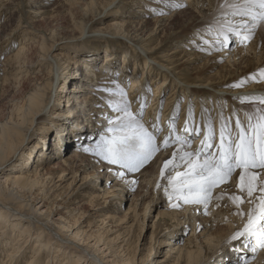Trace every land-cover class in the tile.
Wrapping results in <instances>:
<instances>
[{"label": "bare ground", "instance_id": "obj_1", "mask_svg": "<svg viewBox=\"0 0 264 264\" xmlns=\"http://www.w3.org/2000/svg\"><path fill=\"white\" fill-rule=\"evenodd\" d=\"M21 1L23 0H19V3ZM121 1L122 0H106L104 3L98 4V0H89L85 4V12L89 13V20L96 22L100 19L103 12L114 5H118ZM143 1L146 4H150L148 3L150 1ZM163 1L164 0H162V2ZM180 1L193 5L199 13L198 17L194 20L190 19L179 28L172 26L166 38L164 37L165 39L159 41L157 44H155L156 37L151 35V32L148 33L144 30L147 20H143L142 18L139 20H124L122 16H118L116 20H113L108 25L109 27L107 29L110 31H96L97 34L109 33L106 34L108 35L107 39L103 40L102 38H98L96 39L97 41L103 40L105 43L113 42L114 45L125 47L123 53H118L116 52V48L112 50L110 47L108 49L106 46L104 48V50H106L105 54H99L98 52L97 57L94 56L95 61L93 60V63L102 62L98 67L91 64L87 59H83L84 57L80 58L73 55L71 52H56L58 49H66L64 48V45L63 47L59 45L60 40H53L51 44H47L44 41L43 43L41 42L42 44L40 45L42 52L40 53H42V58L40 59L41 63L39 65L51 67L48 74L49 77L52 75V78L39 87L41 92L37 94V100L31 99L34 105H30L26 109L25 107L19 109L15 108L13 109V114L8 117V119H0V177H2L0 178V214L5 216L0 219V226L3 223V226L0 227V264H97L98 261H101L103 264H133L135 261V250L133 249V245L129 242V238L127 239V235H122L123 233L119 232L116 235V238L105 236L111 229L109 225H107V219L113 221L112 223L122 225L128 223V220L126 219L128 213H126L124 218H117V216L112 213H109L107 218H104V215L100 214L103 209L113 212L115 211V208L108 206V204H110L108 200L103 205L98 204L100 197L95 196V194H92L90 197L88 196L90 202H96L91 208L92 210L97 209L94 213H79L76 206H69L83 201V199L80 198L81 192L79 190L85 189L86 184L82 183L75 189L74 187L71 188V185L74 182L73 179L68 186L64 185L62 187L67 176L71 174V170L68 169L78 168L73 165L74 163L77 165L74 158L78 154L82 155V153H79V151L74 149L73 154L67 158H63L62 162L66 164L67 169L61 171L60 174H57L55 173L54 168L49 171L50 173L43 172L45 169L43 161L45 160L40 156H36L37 153L36 155L34 154V152H36L35 149H24V131L26 130L28 121L30 118L37 119L39 115L43 114L45 110L43 108L48 107L49 105L47 103L45 105V97L52 93L54 87L57 85V81L61 79V76L54 78L57 70L60 72L64 66H66L65 68H69L71 64H75L78 68V72L74 70L70 73L71 76H69L70 74H68V76L66 75L68 73L65 72L66 70H63L62 74L67 76L65 83L68 80L73 83L69 88V93H67V102L70 103L73 101L72 105L76 106V118H78L77 115H79V117L84 115L87 118H83L84 120L81 123H83L88 129L85 133H81L79 137L77 135L76 137L79 140L76 139V141L72 140V136H69L70 129H65V135L63 134L59 136L58 134L57 136L59 139H56V151L65 149L64 151L66 152V144L70 146L75 145L77 142H79L78 145L84 144L83 147L89 146V144L92 145L93 143L90 142L94 141L102 133L105 135H111V133L107 132L108 123L104 117H112L117 114L107 106V100L110 98L108 93L100 91V89L114 88L117 84L127 93V98L131 102V111L137 112L141 103L146 105L144 110V123L150 130L157 115L160 116L159 127L162 131L161 136L157 138L158 143L162 142L163 138L169 134V122L173 117H175L176 130L179 131L178 135L182 137L187 136L190 138L196 135L191 132L192 134L188 136L181 131L184 130L186 122L191 128L199 129L201 134L197 135L195 138V144L193 146L185 145L184 151L195 152L201 147L200 145L199 148H197L198 143L204 138V134L207 132L209 125L218 134V138L213 140V143L215 141V144L219 143V132L222 125H227L232 129L233 135H235L236 131L235 121L237 118L246 125V114H242L244 109L238 105L241 113L238 112L234 105L235 103L238 104L239 102L245 101L247 102V105L251 107H258L257 105H259V103L261 104L259 101L260 99L256 98L264 97V83L261 85L249 84L239 89H233L234 87L231 86L232 84L239 83L242 79L252 77L254 73L258 76V70L264 68V25L257 28L250 41L256 46V50L254 53L252 52V56L246 53L251 45L246 47L245 44H238L235 42V38H233L228 47L221 50V52H218L205 44L203 40H211V36L207 34L209 25H215L217 19L222 18L223 13L230 11V9L225 6L226 0ZM232 2L233 0H227V3L229 4ZM163 3H167L166 10L174 7L172 11L175 14L173 15L180 16L182 14V11L178 8V10H175L178 3ZM143 8L144 10L142 11L144 14L148 12L151 14H159L155 20L160 29L159 31L157 28L153 29L156 33H160V31L166 26V22L171 21V16L169 17L168 15H165L166 10L158 11V9H153L152 5L151 7L144 6ZM157 8L160 7L157 6ZM116 11H119V9ZM135 16L137 17V15ZM32 34H34V32L29 30L28 36H32ZM11 39L12 38H8L5 43L0 44V93L5 89V84L9 83L10 79H14L19 73H21V71H25L23 68L15 69L17 65H14V63L18 62L26 52L27 47L23 43H21L17 52L13 55L3 57L6 54L5 47ZM86 40L89 41V38ZM80 45L81 44L75 45L70 48L69 51H72V49H75ZM166 45L170 47V49L166 48V51L168 50L169 52H162L160 55L162 62H159L155 56H157L160 50L164 49ZM134 52L137 53V57L133 59L135 62V68L132 70L130 64L133 61L131 57L134 55ZM43 56L45 58H43ZM86 56L87 57L85 58H88V55ZM120 56L123 75L118 79L111 73L108 74V72L101 67L106 63L107 68H117L120 65L116 66V59ZM251 57H254V61H256L255 64L251 61ZM204 58H207V63L204 66H192L198 60L200 61ZM225 58L227 59V63L221 65V61ZM62 59L65 60V64L60 65L58 68L54 67L56 62H61ZM149 59H153L151 63H149ZM239 59H241V61L249 60L247 63L248 67L245 66L244 70H239L237 67L239 65ZM10 62L13 63L10 64ZM141 63H144L143 73L141 76L136 77L138 74L136 71L140 69ZM158 65H161V67ZM217 67H219V69L214 71L213 68ZM82 69H84V73H82ZM193 70L199 72H194ZM126 71H129L130 73ZM185 72L189 73L188 78L182 79V73L187 74ZM127 76H129L130 79L127 78ZM177 79H180L183 84L179 85ZM155 81L156 87H154V91L151 89L150 83ZM243 85H245V83ZM141 86H143L144 89L141 90ZM65 88L66 86L64 84L58 91L63 92L65 91ZM169 88H171V93L167 97L165 108L162 112V102L164 98L163 91L166 89L169 90ZM83 91L89 92L78 95V93ZM70 92L74 93L72 94ZM149 93L153 96L152 99ZM182 93H184V96ZM95 94H101L103 98L98 97ZM185 95L186 98L182 99ZM245 97H247V99H245ZM191 98H195L194 102H197V104L190 106ZM202 98H211L213 105L206 106V104L201 101ZM92 100L94 101L92 102ZM255 101H257V104ZM226 104H230L229 113H227L229 109L226 111L222 109ZM181 106L182 108H180ZM95 112L99 114L97 116L99 117L97 123H94ZM180 114L181 120L178 123L176 119L180 117ZM32 127L33 126H31V128ZM45 128L46 127L44 126L42 127L44 131ZM80 129L81 128H77L74 132L76 133L80 131ZM84 136L87 137L85 138L86 141H82ZM45 137L46 136H44V140ZM41 144L42 143L37 144L36 147H42ZM56 144L59 147L56 146ZM64 145L65 147L62 148ZM178 147V145L172 144L167 149L161 148L160 152L156 153V159L161 158L164 162L165 160L172 158V153L176 151ZM215 151L216 149L213 148V152ZM43 152L39 155L48 157V155ZM17 153L21 154V163L18 164L21 165V168L17 170V172H11L7 177L2 176L1 171L3 170V165L9 163ZM87 155L89 158V164H95L93 162L97 161L96 170H100L102 166L103 169H107L106 172H103L101 175L100 171L96 172L99 176L105 175V182L115 180V184L112 185L109 190H105L107 195L112 192L110 190L114 187L117 194H114L113 196L119 198L124 193H128L126 190L127 187H133V184L131 186L130 184L126 185V182L131 181L133 183V181H136L135 177L137 174H130L129 172L126 173L124 178H120L116 175L117 171H120L117 166L109 165L104 161H100L99 158L93 154ZM32 158L33 160H31ZM36 159L37 161H35ZM12 171H14V169ZM79 171L80 170L78 169L74 173L78 174ZM181 171H184V168ZM156 174L159 177L157 176L158 178L155 179V185L157 187L159 184L161 186L157 188H161L164 179H161L160 172ZM3 183H8L10 185V190L7 191L8 193L6 192L5 195H3L4 193L2 192V190H4ZM237 184L234 186V191H227L224 193H235L246 201L248 197H246L245 192H239L240 190L238 189ZM95 189H99L98 186H95ZM156 192L157 191H155V194ZM84 198L86 199V196ZM8 205L13 206L12 210L14 213L6 208ZM232 206L234 207L233 204H229V209H232ZM194 207L197 208V205ZM248 208L249 206H240L239 209L237 208V211L245 212L243 216L247 217V213L250 211L251 207ZM91 214H96L97 217H101V220H98L101 223L98 224V222H96L92 224V227H95L93 231H91V229L88 231L82 229L86 225V227L90 228L91 223L85 224V222H87L85 220H87ZM193 215L196 217V213ZM6 216L9 218H6ZM159 216L160 218L169 217L176 220V218L172 217L171 212H165L163 210H160ZM239 217L237 220L240 219ZM196 220L197 218L195 221ZM181 222L186 221L181 220ZM196 222L194 223L195 231L198 229V224ZM245 222H247V219L244 221V224ZM133 224L134 223L128 227L131 228ZM102 225H104V227H101ZM18 228H23V231L21 230V235H18L17 233ZM127 231L125 230V233ZM227 233H229V231L222 236L225 237L228 235ZM233 234L230 237H232ZM11 236H17L18 238L17 242L13 243L11 246V250L7 252L6 247L9 245L7 240ZM32 239H37V243L35 249L30 253L27 248L24 247L30 246ZM206 239L210 241L209 238ZM117 240H119L120 243L117 244V247H114L115 244L113 241ZM162 242L165 245L170 246V251H177V260L184 258L185 264H195L200 261L198 258L196 262H192V250L183 248V245H177L173 239L163 240ZM51 249L54 250L47 251ZM261 249L262 248L259 250ZM149 251L151 257L155 252V247H150ZM255 252L258 253V259L249 264H264V262L260 260L262 253H259L258 250ZM42 256H46V261L42 260Z\"/></svg>", "mask_w": 264, "mask_h": 264}, {"label": "rangeland", "instance_id": "obj_2", "mask_svg": "<svg viewBox=\"0 0 264 264\" xmlns=\"http://www.w3.org/2000/svg\"><path fill=\"white\" fill-rule=\"evenodd\" d=\"M88 1L89 0H23L19 3V0H0V44L5 43L8 40V38H12L8 43V45L10 46L6 45L5 47L6 54L3 57H9L13 55L15 52H17V50L21 46V43H23L27 47L24 56H22L18 60V62L14 63V65H17L15 69L23 68L25 69V71H21V73H19L14 79H10L9 83L5 84L4 87L5 89L0 93L1 94L0 119L1 118L8 119V117H10L13 114V109L15 108L19 109L25 107L26 109L30 105H34L31 99L37 100L38 97L37 94L41 92L39 90V87L48 80H50V78H52V75L51 77H49L48 74L49 70H51V67H48L46 65L45 66L39 65L41 63L40 59L42 58V53H40L42 52L40 44H42L43 41L46 42L47 44H51L53 40L56 41L60 40L59 45L61 47H63L64 45L65 46L64 48L66 49L65 50L58 49L56 50V52H71L73 55H76L80 58L84 57L83 59H87L91 64L98 67L99 64L100 65L102 64V62L93 63L94 56L97 57L98 52L99 54L100 53L105 54L106 50H104V48L106 46L108 49L110 47L112 50L116 48L117 50L116 52L118 53L124 52V48H125L124 46H117L114 45L113 42L106 41L107 43H105L103 41L104 39H107L108 35L106 34L109 33L97 34L96 32V31L98 32L110 31L107 29L109 27L108 25L113 20H116L118 16H122L124 20L126 19L139 20L141 18L143 20L146 19L147 22L144 27V30L147 31L148 33L151 32V35L156 37L155 44H157L159 41L164 40L166 38L172 26H174L175 28H179L183 26L184 23H187L190 19L194 20L199 15L197 9L193 5H189L180 0L163 1V2H172L173 4L178 3V6L176 7L175 10L179 9L182 11V14L180 16L173 15L175 14L172 11L174 7L166 10L167 3H163L162 0H145V1H150L148 2L150 4H146L143 0H122L121 2L118 3V5H114L111 8L107 9L105 12H103L100 19H98V21L95 20L96 22H94L93 20H89L90 18L88 15L89 13L85 12V4ZM105 1L106 0H98V4H102ZM151 5L153 9H158V11L166 10L165 15H168L169 17L171 16L170 19L171 21L166 22V26L163 28V30L160 31V33H156V31L153 30L157 28L159 31L160 29L158 28L155 20V18L159 14L157 13L151 14L148 11H147L148 13L144 14L142 11L144 10L143 8L144 6L151 7ZM157 6H159L160 8H157ZM118 9L119 11H116ZM2 10L5 12H3ZM194 11H196L197 13ZM135 15H137V17ZM29 30L34 32L32 36H28ZM88 38L89 41L86 40ZM98 38H102L103 40L97 41L96 39ZM250 41L251 40L247 41L244 44L246 45V47H249L251 45V47L248 48L246 53L252 56V54L256 50L255 48L256 46L252 44V42ZM77 44H81V45L75 49H72V51H69L70 48L74 47ZM166 48L170 49V47L166 45L164 49L160 50V52L158 53L159 58L158 55L155 56L159 62H162L160 57L162 52H169L168 50L166 51ZM86 55H88V58H85L87 57ZM135 57H137L136 52H134V55H132L131 59L133 60L135 59ZM43 58L45 57L43 56ZM206 59L207 58H204L200 61L198 60L192 66L194 67L204 66L207 63ZM116 60H117L116 66L120 65L117 68H113V67L107 68L106 63H104L103 67L101 68H103V70L108 72V74L111 73L115 78L120 79V76L123 75L121 69L122 68L121 56ZM152 60L153 59H149V63H151ZM248 61H241V59H239V65L237 66L238 69L244 70L245 66L248 67L247 64ZM251 61L253 62V64H255L256 62L254 61V57H251ZM58 62H56L54 67L58 68L60 65L65 64L64 59H62L61 62L59 63ZM12 63L13 62H10V64ZM134 63L135 62L133 60L130 64L132 70L133 68H135ZM224 63L225 64L227 63L226 58L222 60L220 64L222 65ZM161 65L158 66L161 67ZM65 67L66 66H64L60 72L58 70L56 71V75L54 78H56L57 76H61V79L57 81L56 83L57 85L54 87L52 93H50V95L45 97L46 99L45 105L46 103L49 104L48 107L43 108L45 109L43 114L39 115L37 119L30 118V120L28 121L26 130L24 131L25 141L23 146L24 149H35L36 152H34V154L36 155L37 153L36 156H40L45 161L47 160L46 162L43 161L45 166L43 172L45 173H50L49 171L54 168L55 173L60 174L61 171L67 169L66 164L62 162L63 158H67L68 156L73 154L74 149L79 151V153H82V155L78 154L74 158L77 162V165L75 163L73 165L75 167L77 166L78 168L68 169L71 170V174L67 176L66 181L62 185V187L64 185L68 186L73 179L74 182L72 183L71 188L74 187L75 189L78 186H80L82 183L86 184L85 189L79 190L81 192L80 198L83 199V201L78 204H71V205L68 204V205L71 207L76 206L79 213L81 212L94 213L97 211V209L92 210L91 208L96 204V202L94 201L90 202L88 196L90 197L92 194H95V196L100 197L98 200V204L103 205L108 200V202H110L108 206L115 208L114 209L115 211L113 212L107 209H103V211H101L100 214L104 215V218H107V215L109 213L116 215L117 218L118 217L124 218L126 213H128V215H126V219L128 220V223L122 225H118L117 223H112L113 221L107 219V225H109L111 229L105 236L106 237L108 236L109 238H116V235L119 232H122L123 233L122 235L125 236L127 235L126 236L127 239L129 238V242L133 245V249L135 250V261L133 264H185L184 258H180L179 260H177L178 257L177 251H172V250L170 251L169 249L170 246H167L162 242L163 240H168V239L171 240L173 239V241L176 242L177 245H183V248L192 250V257H191L192 262H196L198 258L200 260L198 263L195 264H244V261H247V264H249L252 263V261L254 262L255 260H257L258 253L251 251L252 246L255 245L253 239L247 241L248 247H245L246 242L243 237L234 241L230 239L231 238L230 236L233 233L235 234L237 231L243 229L244 221L247 219L246 216H241L237 214L239 213V211H237V206L233 204L232 201L229 199L230 196L236 194L224 193L227 191L232 192L235 190L234 186L239 181V170H237L236 173L233 174V177L226 184H221L213 189L212 198L208 203L207 208L204 209L203 205H197L196 208L194 207L195 205L193 204H184L183 201H177L174 198L170 200L168 195H166L164 191V187L167 185L166 180H164V183H162L163 186L161 188L156 187L155 179L159 177L156 173L160 172L164 164L161 158L156 159L157 155H155L153 159L149 161V163H147L138 172H130V174L131 173L137 174V176L135 177L136 181L135 183H132L131 181L126 182V185L130 184L131 186L133 184V187L132 188L127 187L126 190L128 193H124L118 198L116 196H113L114 194H117V191H115L114 187L110 190L112 192H110V194L108 195L106 194L105 191V190H109V188H111L112 185L115 184V180L105 182L106 179L105 175L99 176L96 173L100 171V175H101L103 174V172H106L107 169H103L102 166L100 170L98 169L96 170L97 161L93 162L95 164H91V163L89 164L88 162L89 158L87 157L88 156L87 154L90 155L92 154L89 152H84V150L81 149L85 147L94 146L95 142L99 139V137L96 138L94 141L90 142L93 143L92 145L89 144V146H85V147H83L84 144L78 145L79 142H77L75 145H70V146L66 144L67 146L66 152L64 151L65 149H61V150H57L58 151L57 153L56 151L57 147H55V143L57 142L56 139H59V137H57L58 134L59 136L63 134L65 135L66 133L64 132V130L70 129L69 136L70 137L72 136L73 138L72 140L76 141V139H78L76 136L78 135L79 137L81 133H85L86 130L88 129L85 125H83V123H81L84 120L83 118L85 119L87 118L84 115L82 117H79V115H77L78 118H76L75 116V114L77 113L75 109L76 106L72 105L73 101L70 103L67 102L68 99L67 93H69V88L73 83L69 80L65 83V80L68 74L72 73L74 70L78 72V68L76 67L75 64H71L69 68H65ZM143 69H144V63H141L140 69L136 71L138 73L136 77L142 75ZM218 69L219 67L213 68L214 71H217ZM63 70H66L65 72H68L66 74L67 76H65V74H62ZM193 71L199 72L197 70H193ZM84 72H85L84 69H82V73ZM126 72L130 73L129 71ZM182 74H183L182 79L188 78L189 73L187 74L182 73ZM69 76H71V74ZM169 77L171 78L170 75ZM127 78H129V76H127ZM177 82H179L178 83L179 85L183 84V82L180 79H177ZM262 83H264V79H261L259 76L256 75L255 79H250V80L247 79L245 85L241 87H234L233 89H239L249 84L261 85ZM64 84L66 86L65 91L59 92L58 90L61 89L62 85ZM150 86L151 89L155 91L154 87H156V81L150 83ZM140 88L141 90L144 89L143 86H141ZM170 90L171 88H169V90L166 89L163 91L164 98L162 102V112L163 109L165 108V102L167 100V97L171 93ZM87 92L89 91L80 92L78 93V95ZM70 93L73 94L74 92H70ZM95 95L103 98L101 94H95ZM182 95L184 96V93H182ZM150 96L152 99L153 96L152 95ZM184 98H186V95L182 99ZM194 100L195 98L190 99V103H191L190 106L193 104H197V102H194ZM93 101L94 100H92V102ZM201 101L205 103L206 106L213 105L212 104L213 101L211 98H202ZM256 102L257 101H255V103ZM240 104H246V105H240ZM234 105L236 107V110L240 113L241 110L239 107H242L244 109V111H242V114H246V117L248 115L258 114V110H264V103L261 104L259 103V105H257L258 107H251L247 105V102L245 101L239 102L238 104L235 103ZM180 108H182V106ZM222 109H224V111L229 109L227 111V113H229L230 104H226L225 106H223ZM98 115H99L98 113L96 112L94 113V123L95 122L97 123V120L99 119V117H97ZM180 120H181V114L180 117L176 119V121H178L179 123ZM31 126L33 127L31 128ZM43 126L46 127L45 131L44 129H42ZM77 128H81V129L80 131L75 133L74 131H76ZM216 134L217 133L215 132V135ZM44 136H46L45 140H44ZM160 136H161V132L157 134V138H159ZM196 137L197 135L190 137L191 139L188 137L191 141L190 146H193L195 144ZM85 138L87 137L84 136L82 138V141H86ZM217 138H218V134L217 137L215 136L214 140ZM39 142L42 143L41 144L42 147L40 146L36 147L37 144H40ZM85 143H89V142H85ZM200 145L201 143L199 142L197 148H199ZM56 146L58 145L56 144ZM64 147L65 145L62 148ZM209 151L213 152V148L209 149ZM42 152L46 153L48 157L39 155ZM20 159H21V154L17 153L14 156V158L10 160L9 163L4 164L2 168L3 170L1 171L2 176L7 177L8 174H10L11 172H17V170L21 168L20 167L21 165H18L21 163ZM31 160H33V158ZM35 161H37V159ZM13 169L14 171H12ZM78 169L80 170L79 173L75 174L74 172H76ZM182 169L183 167L179 168V170L177 169V171H181ZM167 174L168 173L166 172L165 175ZM172 174L174 175L175 173ZM95 186H98L99 189H95ZM3 188L4 190L2 189L1 190L4 193L3 195H5L6 192L10 190V185L8 183H3ZM155 191H157L156 194ZM259 194H260L259 192L254 193V197L258 196ZM245 195L247 197L246 192ZM85 196L86 199L84 198ZM221 196L223 198L218 199V197ZM248 200L249 198L246 200L247 202L244 201V203L241 204L240 206H249V208L250 207L253 208L255 202L257 201H254L253 203L250 204L248 203ZM174 203L179 204V207H173L172 205ZM229 204H233L234 207L232 206V209H229ZM6 208L9 209L12 213H14L12 210L13 206L8 205ZM160 210H163L165 212H171L172 217L176 218V220L169 217L160 218L159 216ZM194 213H196V217H194L193 215ZM2 217L5 216L3 214H0V219H2ZM238 217L240 218L239 220H237ZM6 218L9 217L6 216ZM196 218H197L196 220L197 222L195 221ZM98 220H101V217H97L96 214L94 215L91 214V216H89L87 220H85L87 221L85 222V224L91 223L90 228L86 227L87 226L86 225L82 229L87 231L91 229V231H93L95 227H92V224L96 222H98V224L101 223ZM181 220L186 222H181ZM195 222L198 224V229L196 231L194 230ZM132 223L134 224L131 226V228L128 227ZM104 225H102L101 227H104ZM1 226H3V223ZM22 229L23 228H18L17 230L18 235H21ZM125 230L127 231L126 232L127 234L125 233ZM228 231H229V233H227L228 235L223 237L222 235ZM17 238H18L17 236L15 237L11 236L10 238H8L7 243L9 245L6 247L7 252L11 250V246L13 245V243L17 242ZM206 238H209L210 241H208ZM36 240L37 239H32L31 245L28 247L25 246L24 248H27L28 252L31 253L35 249L37 243ZM136 240L139 241L137 242ZM113 242L115 244L114 247H117V244L120 243L119 240ZM150 247H155V252L151 257L149 251ZM259 249L260 248H257L259 253L260 252L262 253L260 260L264 262V249L261 250ZM53 250L54 249L47 251H53ZM45 258L46 256H42V260H45ZM97 264H103V263L101 261H98Z\"/></svg>", "mask_w": 264, "mask_h": 264}, {"label": "snow or ice", "instance_id": "obj_3", "mask_svg": "<svg viewBox=\"0 0 264 264\" xmlns=\"http://www.w3.org/2000/svg\"><path fill=\"white\" fill-rule=\"evenodd\" d=\"M225 6L230 11L223 13L215 25H209L207 34L211 36V40H203L216 51L228 47L233 38L237 43H246L252 39L257 28L264 25V0H233L230 4L226 0ZM256 75L242 79L232 87H241L247 79H255ZM258 76L264 79V68L258 70ZM100 91L108 93L110 98L107 106L117 115L104 117L108 123L107 132L111 135L100 134L93 147L83 149L85 152L109 165L117 166L120 171L116 175L124 178L126 173L138 172L143 168L161 148L178 145L172 158L165 160L160 170L161 179L167 181L165 194L170 200L174 198L184 204L203 205L205 209L212 198L213 189L226 184L239 170L238 189L241 193H247L248 203L257 202L247 213L243 229L230 239L234 241L243 237L246 242L254 239L252 251L255 252L257 247L264 249V110L247 116L246 125L237 118L235 135L227 125H222L218 144L213 143L215 133L209 125L200 142L201 147L192 152L184 151V146H190L191 141L187 136L177 134L175 117L169 122V134L158 143L157 134L162 131L159 127V115L150 130L144 123V103L140 104L137 112H133L127 93L118 84L114 88H102ZM256 99L264 103V97ZM184 132L201 134L199 129L191 128L187 122ZM212 148L216 151H209ZM181 167L184 171H177ZM256 192L260 194L254 197ZM229 199L238 209L244 203L240 196L233 195ZM172 206L179 207V204L174 203ZM238 214L244 215L243 212ZM245 247H248L247 243Z\"/></svg>", "mask_w": 264, "mask_h": 264}]
</instances>
